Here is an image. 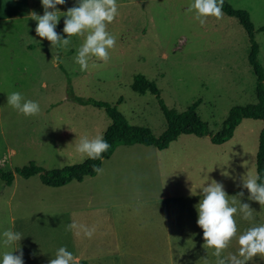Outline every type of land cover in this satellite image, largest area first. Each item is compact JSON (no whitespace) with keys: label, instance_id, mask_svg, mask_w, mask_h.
<instances>
[{"label":"rangeland","instance_id":"374dc122","mask_svg":"<svg viewBox=\"0 0 264 264\" xmlns=\"http://www.w3.org/2000/svg\"><path fill=\"white\" fill-rule=\"evenodd\" d=\"M227 1L234 8H237V1H240L237 4L240 7L249 5V2L257 3V0ZM192 2L127 0L120 4L118 15L106 25V30L117 38L115 47L109 50V61L105 63L92 57L89 69L82 72L74 57L86 39L87 30L83 35L69 38L75 43L76 50L69 52L62 47L65 51H59V58L64 55L61 57L63 63L59 60L55 65L52 62L55 50L21 49L17 46V36L11 34L22 21L15 16L44 12L41 0H0L1 168L11 171L36 161L51 170L88 159L76 150L80 137L103 136L111 119L104 108L73 100L70 91L79 97L116 105L131 124L148 127L160 136L167 128L166 116L155 94L133 91L134 76L139 73L157 84L170 110L183 112L197 100H202L198 113L208 124L211 134L218 133L222 127L227 106L234 107L245 101L255 103L256 78L248 60V76L241 71L243 64L234 69L244 78L249 96L242 98V95L235 94L220 98L208 90L205 83L208 78L219 82V76H236L229 67L219 65H225L219 56L224 47L216 40L215 23L225 22L233 38H239L243 32L248 42V35L238 19L224 11L220 19L206 18L202 27L195 19V10H189ZM70 7H73L71 0L57 5L61 13ZM248 8L257 22L258 12H251ZM6 12L15 16H2ZM59 16L64 17L63 14ZM255 28L260 30L256 25ZM64 37L68 38L67 35ZM181 37L187 41V49L174 52L172 47ZM212 46L214 56L211 58L207 52ZM210 60L212 65L204 66ZM12 92H20L25 99L38 102L39 114L26 117L7 105L8 93ZM245 124L251 134L249 141L252 145V140L258 144L264 122L249 119ZM242 141L243 138L238 137L225 145H215L210 135L197 137L188 134L181 135L164 151L141 144L120 145L112 157L103 162L98 175L87 177L81 183L73 181L70 185L98 193V206L88 212L96 234L87 238L88 242H76L66 234L69 233L66 226L78 214V208L64 212L48 211L51 202H58L59 193L52 192L39 176L25 179L16 175L18 193L11 208L5 200L11 188H4L2 193L4 185L0 177V241L2 233L8 229L23 235L19 242L9 246L0 242V251L19 254L16 248L20 247L23 254H55L64 246L74 255L80 254L88 264H216L215 249L203 247L201 237H195L197 234L193 246L187 250L179 248L178 254H170L165 244L159 250L161 244L156 243L159 238L155 236V224L159 220L168 222V217L173 223L187 217L201 233L203 229L197 223L199 216L195 207L202 198L200 187L207 186L212 180L222 183L225 191L238 186L241 183L239 177L247 165L248 171L256 175L253 155L247 157L244 167ZM225 172L228 175H224ZM192 187L197 195L190 194ZM226 192L230 201L236 198L230 191ZM163 194L167 196L163 197ZM44 197H48L46 203L42 200ZM36 203L44 212L35 207ZM32 211L33 214L29 215ZM80 221L86 224L87 219ZM121 222L126 225L125 239L129 243L116 240V226ZM127 244L129 254H120L122 245L125 250ZM230 250L228 247L224 249L222 256L241 258L238 252ZM185 251H190L187 256L183 254ZM3 254H0V261Z\"/></svg>","mask_w":264,"mask_h":264},{"label":"clouds","instance_id":"9594fccd","mask_svg":"<svg viewBox=\"0 0 264 264\" xmlns=\"http://www.w3.org/2000/svg\"><path fill=\"white\" fill-rule=\"evenodd\" d=\"M223 2L224 0H193L189 10H195V19L203 27L208 17L222 18ZM41 3L44 14L39 15L33 11L30 13V18L37 21L36 35L42 39L46 38L50 42L52 52L57 47H67L70 37L78 34L83 35L87 30L86 39L77 49V54L74 57L75 63L80 66V71L89 69V61L92 57L105 63L109 61V50L115 47L117 38L106 30V25L112 23L118 15L117 0H78L77 6L70 7L66 12H63V16L66 17L63 33L67 34V39L62 38L56 31L61 18L58 15V12L61 11L57 9V5H64L66 0H41ZM58 61L59 56L53 52L52 62ZM92 66L95 67V65ZM7 105L26 117L36 116L40 112L39 103L25 99L20 92L8 93ZM109 148L110 144L102 135L91 139L87 136L80 137L79 143L76 145V150L79 153L85 154L92 160H102V154ZM101 170L94 166V171L100 172ZM223 174L228 175L227 172ZM259 180V175L247 173L241 178L239 186L248 190L249 200L258 201L264 208V183H258ZM200 188H202V193L199 194L202 198L195 205L199 216L197 223L203 229V247L215 249L216 264H247L256 256L264 259V224L249 227L239 235V257H243V259H238L236 255L222 256L223 250L228 247L229 242L237 234L234 214L238 209L235 206H230L229 196L222 183L212 180L210 184ZM190 194L197 195L198 193L194 192L192 187ZM238 196H244V192L241 191ZM235 204L236 201L233 199L231 205ZM239 211L242 213L243 219H253V209L250 204L241 203ZM66 229L72 231L76 236H80L82 233L89 239L95 233L94 226L89 227L78 223L74 218L66 226ZM2 237L0 242L4 246H9L19 242L23 235L8 229L2 233ZM16 249H19L18 255L13 254L14 251L5 252L0 264H24L23 250L20 247ZM49 264H78V262L74 254L62 246L57 249L55 257L49 261Z\"/></svg>","mask_w":264,"mask_h":264},{"label":"crops","instance_id":"0c3cea01","mask_svg":"<svg viewBox=\"0 0 264 264\" xmlns=\"http://www.w3.org/2000/svg\"><path fill=\"white\" fill-rule=\"evenodd\" d=\"M136 1L138 2L139 0H136ZM229 1H231V3L235 2V0H229ZM77 2H78V0H71L72 6H77ZM126 2H127V0H117V5L119 6L120 4H124ZM239 3H240V1L235 2V6L237 8H241V9L245 8L247 10V8L250 7V8H248L249 11L258 12V15H257L258 21L257 22L255 20L254 14L251 15L250 12H249V14H250V17L252 16L251 20L253 19L256 23L254 25H256L257 28H260V30L257 33L256 40L259 44L258 58L264 66V30H261V28L264 27V0H257L256 4L249 2V5H241L242 7L237 5ZM1 10H3V9H1ZM38 14L43 15L44 12H40ZM61 14H63V13L58 12V15H61ZM2 16H5L6 18H10V17H14L15 15L13 13L11 14L9 12H6ZM228 16H230V15H228ZM15 17L22 20L21 24L18 25V27H14L13 32L11 33V34L17 36L16 38L18 41V43H17L18 47H20L21 49L24 48V49H29L32 51L37 50V49L52 50L51 44L46 38L42 39L36 35L35 28L37 25V21L31 19L30 15H28V14L27 15L23 14V15L15 16ZM23 17H26V18H23ZM230 17H233V16H230ZM64 20H65V17L61 18L59 24L56 27L57 33L60 34L62 38L64 35L65 36L67 35V34L63 33ZM238 21H239V19H238ZM241 25H242V23H241ZM215 28H216V35H217L216 40L221 43L222 47L225 48V49L224 48L222 49L223 52L219 55L221 57V59L224 61L225 65H221L220 63H219V65L224 66V67H229V69L231 70L230 72L234 71V74L236 76H229V74L226 76H219V82L211 81L208 78L205 82L206 86L210 92H212L213 94H217L220 98H228V97H231L232 95H235V94L238 96L242 95V98H246L250 94H248V92L245 90V86H244L245 80H244V78H242L239 75V73L234 68L235 67L238 68V66H240V64H243V66H242L243 70H241V71L247 75V72H248L247 60H248V63L251 67V70L254 71L253 66L249 60V55H250V51H251V43L249 40V36H248V42L246 41V38L243 36V35H245L243 32H241L239 38H233L231 35L233 33L230 31L229 26L223 21H221V23H218V22L215 23ZM246 33H247V31H246ZM247 35H248V33H247ZM64 39H65V37H64ZM233 39H234V41H233ZM69 41L70 42H69L68 46L66 47V49L69 52H74V50H76V47H74L75 43H73L72 40H70V39H69ZM230 41H233V44L230 45ZM74 42H75V40H74ZM187 44H188L187 41L183 37H181L180 39H178L175 46L172 47V50L174 52L185 50V49H187ZM231 46H234V48H231ZM213 48H214L213 46L209 47V49H208L209 51L205 49L206 51H208L207 53L209 54L207 56H210L211 58H212V56H214L212 54V52L214 50H211ZM53 50H55V54L57 56H59V51H61V52L63 50L65 51V49L62 50V47H57ZM61 57L64 58V55L62 54ZM61 57L59 58V60H61ZM215 57H217V56H215ZM206 61L207 60H204V62H206ZM58 62H56L54 64L58 65ZM61 62L63 63L62 60H61ZM216 62L217 61H214V63H216ZM214 63H213V65H214ZM210 65H212V60H210V62L208 64H205L204 66L210 67ZM254 74H255V72H254ZM255 78H256V102L255 103H257L258 97H257V76H256V74H255ZM238 89H240V90H238ZM138 93H140V92H138ZM247 100H249V99H247ZM201 102H203V101L200 100L199 106L202 104ZM245 102L246 103H242V104H238V105L254 104V103H251L250 101H245ZM199 106L197 107V112H199L198 111ZM232 107H233V105H229L224 110L225 114H226V118L224 119V121L222 123V127L220 126L221 128L219 131H221L223 129V124H224L225 120L227 119V117L229 116V113H230V110ZM175 112H178V111H175ZM249 119H251V118H249ZM249 119H244L240 123V125L236 128L233 137L230 140H228L227 142H225L223 144H215V143L214 144L215 145H225L229 142L235 141V139H237L238 137L239 138L242 137L243 141L241 142V144H242L241 146L243 148V152L241 154V157H243L244 167H245V165H247V162H248L247 157L253 155V160L255 161L256 175H257V153H258V149H259L260 136L258 139V144H257V141L255 142V140H252L254 143L252 145L251 141H249V140H251V134L245 128V126H246L245 123ZM255 120H259V119H255ZM166 121H167V119H166ZM111 122H112V120H111ZM111 122H110V124H111ZM110 124H108V126ZM108 126H107V128H108ZM107 128H106V130H107ZM167 128H168V123H167ZM105 131H104V133H105ZM182 135H188V134H182ZM192 135H194V134H192ZM197 137H200V136H197ZM178 139H176L175 141H177ZM175 141H173V142H175ZM134 145H136V144H134ZM141 145H143V144H141ZM168 148L169 147H167L165 149H159V150L164 151V150H167ZM116 150H115V152H116ZM110 158H108V159H110ZM108 159H106V160H108ZM102 167H103V165H102ZM247 173H250L248 171V165L243 170V172L241 173V175L239 177L240 182H241V178L244 175H246ZM36 176H39V175H36ZM89 177H91V176H89ZM30 178H32V177H30ZM25 179H29V178H25ZM83 181H76V182L81 183ZM17 182H18L17 176L15 177L13 184L10 186L4 185V181H3L4 187L1 190L2 193H4V191H5L4 188H7V187L11 188V192L9 194V197L7 199L5 198V200L9 204L10 208L12 205L13 198L18 193ZM71 183H69L65 186H61V187H51V186H47L43 183L45 186L52 188V192L59 193L58 202H51L50 206L47 207L48 211H50V212H54V211L55 212H57V211L58 212H64V211H67V210L72 209V208H78L77 211H79V212L76 216H73V218L78 223H81V224H82V222L80 220L87 219V222L84 225L92 227L93 226L91 223L92 216L89 215L88 212L94 210L98 206V202H97L98 193L94 192L93 189L83 190L82 188H79V187L72 188L70 186V185H72ZM226 191H230L234 196H236V198H235L236 204L235 205H231V201L233 199L231 201L230 200L229 201H230V206H235L238 209L237 213L234 214V219H235L236 224H237V234L229 242L228 249H231L230 250L231 252H233V250H234V251L239 253V244H238L239 235L242 234L249 227L259 226L261 224H264V212L262 211V207L260 206L258 201H252V200L248 199L249 192L247 189H243L242 187H240L238 185V186H235L231 189H227ZM241 191L244 192V196H242V197L238 196V193H240ZM166 196H167V194H163V197H166ZM31 200H33V198H31ZM42 200H44V203H46L48 201V197H44ZM241 203L250 204L251 208L253 209V219L252 220H245L242 218V213H240V211H239V205ZM35 207L38 208L39 210L43 211V209H41V207L37 203H36ZM33 212L34 211L29 212V215H32ZM168 218H169L168 222H167V220L166 221H162V220L160 221L159 220L155 224V236H156V239L159 238L156 241V243H158L159 245L161 244L159 246V250L161 249L162 244H165V245H168V250H169L170 254L174 255V254L180 253L179 248H185L186 250L188 247L191 248L194 244L193 242L195 240V237H201L200 240L202 242H204L203 231L200 233V231L198 230L197 227L194 228V223L191 220H189L187 217L181 218L180 221L175 220L174 223H173V221H171L170 217H168ZM13 219L15 220L14 216H12V220ZM121 221H123V220L121 219ZM125 226L126 225L124 222H121L120 224H117V226H116L115 233L117 236L116 240L118 242H121V243H125V242L129 243L130 242V241H128V239H125V236L127 233V230L124 229ZM59 230H61V229L59 228ZM106 233H108V232H105V234ZM66 234L73 237V240H75L76 242H82V241L88 242L87 237L84 236L82 233L80 236L74 235L72 231H69V233H66ZM94 234H96V227H95V233ZM103 234H104V232H103ZM196 234H197V236H195ZM203 245H204V243H203ZM125 250H124V245H122V249L120 250V254H127V253L129 254L130 248H129L128 244L125 247ZM189 252L190 251H185L183 254L184 255L186 254V256H187L189 254ZM0 254H3V252L0 251ZM139 254H143V253L139 252ZM161 254H162V252H161ZM16 255H18V254H16ZM54 257H55V254H23L24 264H49V261L51 259H53ZM74 257L76 258L78 264H81V262L83 261V257H81L80 254H75ZM1 259H2V255H1ZM240 259H243V257H241ZM247 264H264V259H261L259 256H256V257H253L252 260L248 261Z\"/></svg>","mask_w":264,"mask_h":264},{"label":"trees","instance_id":"16d2710c","mask_svg":"<svg viewBox=\"0 0 264 264\" xmlns=\"http://www.w3.org/2000/svg\"><path fill=\"white\" fill-rule=\"evenodd\" d=\"M222 10L228 15L238 18L248 33L251 43L249 60L257 76V103L232 107L229 116L223 124V129L216 134H211L208 124L197 112L200 100L194 102L183 112L170 110L162 99L157 84L144 74L139 73L134 76L132 89L142 94L148 91L155 94L167 119L168 128L160 136H156L148 127L131 124L116 105L94 98L79 97L70 91L73 100L82 104H92L96 107L104 108L112 120L103 135V138L110 144V148L102 154V160L88 158L81 163L51 170L38 165L36 161H31L28 165L17 167L11 171H5L0 166V177L4 181V185H12L16 175L24 178L39 175L45 185L61 187L72 181H83L86 177L96 176L99 172L94 171V166L101 169L104 160L110 158L120 145L143 144L155 146L158 149H165L182 134H194L200 137L210 135L213 143L223 144L233 137L236 128L244 119H259L264 122V66L258 58L259 44L256 40L258 30L255 28L247 10L234 8L227 0H224ZM261 30H264V27ZM121 101L122 98L119 100V103ZM257 175L260 177L258 183H264V126L259 139ZM81 264H88V262L83 260Z\"/></svg>","mask_w":264,"mask_h":264}]
</instances>
